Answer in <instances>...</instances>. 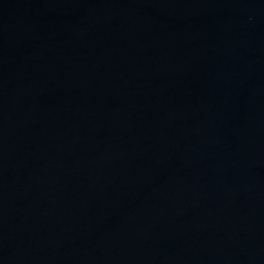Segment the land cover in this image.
<instances>
[{
	"label": "water",
	"instance_id": "water-1",
	"mask_svg": "<svg viewBox=\"0 0 264 264\" xmlns=\"http://www.w3.org/2000/svg\"><path fill=\"white\" fill-rule=\"evenodd\" d=\"M0 264H264V0H0Z\"/></svg>",
	"mask_w": 264,
	"mask_h": 264
}]
</instances>
